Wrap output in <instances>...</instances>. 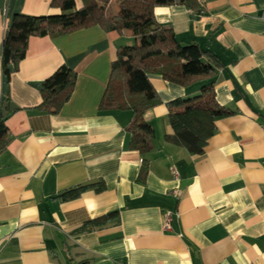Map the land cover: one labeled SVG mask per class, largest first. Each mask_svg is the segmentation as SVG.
Returning a JSON list of instances; mask_svg holds the SVG:
<instances>
[{
	"label": "crops",
	"instance_id": "1",
	"mask_svg": "<svg viewBox=\"0 0 264 264\" xmlns=\"http://www.w3.org/2000/svg\"><path fill=\"white\" fill-rule=\"evenodd\" d=\"M51 1L0 0V102L7 94L16 108L0 154V264H264V0H207L200 12L181 4L154 8L179 42H197L220 61L216 99L233 113L216 121L201 155L166 140L174 133L167 103L197 94L199 83L150 74L160 102L144 115L154 130L146 154L131 148V110L100 109L118 49L135 42L129 30L94 25L32 36L5 88L9 14L60 13ZM118 9L111 0L107 12ZM63 64L77 74L71 98L56 114L39 110L40 83ZM100 181L101 191L96 185L76 199L58 198ZM115 210L119 221L77 231Z\"/></svg>",
	"mask_w": 264,
	"mask_h": 264
},
{
	"label": "trees",
	"instance_id": "2",
	"mask_svg": "<svg viewBox=\"0 0 264 264\" xmlns=\"http://www.w3.org/2000/svg\"><path fill=\"white\" fill-rule=\"evenodd\" d=\"M110 1L82 0V5L77 7L75 0H52L51 5L59 8L60 13L29 15L19 10L10 13L1 45L5 88L25 58L32 36L67 34L94 25L120 33L129 30L135 42L118 49L100 109L131 110L133 116L127 127L131 148L146 154L154 149V130L144 115L160 102L150 74L161 75L168 81L184 86L199 83L197 94L179 97L167 103L168 118L174 133L168 134L166 140L185 147L191 155L203 154L208 140L217 131L216 121L233 113L216 99L215 76L220 61L197 42H179L172 27L157 22L154 8L181 4L200 12L203 1L207 0H116L119 9L112 16L107 13ZM76 80L77 74L73 68L66 64L59 66L40 83L42 101L37 108L51 114L58 113L71 98ZM15 110L7 94L3 95L0 102V154L10 138L7 117ZM147 164L143 160L140 179L146 174ZM95 186L97 191L104 188L102 181L79 184L62 190L58 198L63 201L73 200L86 189ZM113 220L119 221L117 210L85 221L77 231H91Z\"/></svg>",
	"mask_w": 264,
	"mask_h": 264
},
{
	"label": "built area",
	"instance_id": "3",
	"mask_svg": "<svg viewBox=\"0 0 264 264\" xmlns=\"http://www.w3.org/2000/svg\"><path fill=\"white\" fill-rule=\"evenodd\" d=\"M174 176L177 178L178 172L176 170H173ZM171 221H172V212H167L165 214V222H164V227L166 229H169L171 227Z\"/></svg>",
	"mask_w": 264,
	"mask_h": 264
},
{
	"label": "rangeland",
	"instance_id": "4",
	"mask_svg": "<svg viewBox=\"0 0 264 264\" xmlns=\"http://www.w3.org/2000/svg\"><path fill=\"white\" fill-rule=\"evenodd\" d=\"M108 15L112 16V15H115V14H112L109 10H108Z\"/></svg>",
	"mask_w": 264,
	"mask_h": 264
}]
</instances>
